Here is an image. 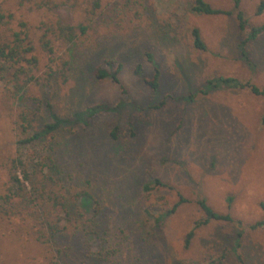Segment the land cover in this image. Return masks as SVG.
<instances>
[{
	"label": "rangeland",
	"instance_id": "1",
	"mask_svg": "<svg viewBox=\"0 0 264 264\" xmlns=\"http://www.w3.org/2000/svg\"><path fill=\"white\" fill-rule=\"evenodd\" d=\"M97 1L99 7L96 0H0V32L5 37L22 33L23 49H31L26 56L37 59L44 78L43 84L24 85V100L19 99L22 93L9 99L0 80V195H11L7 173L16 155L14 122L19 107L33 108L29 98L50 100L63 117L106 102L117 109L97 115L88 127L66 123L52 141L54 149L63 150L56 161L69 163L65 187L88 188L100 202L99 219L111 241L123 240L119 258L125 255L135 264L141 254L149 263L264 264V229L250 228L264 215V97L248 88L207 83L216 76L235 77L264 89V31L248 39L234 9L238 1L249 22L261 25L264 11L256 13L261 0H205L231 11L220 15L195 13L193 0H143L136 24L121 31L90 28L74 43L66 42L54 27L93 19L114 0ZM193 26L200 31L203 50L192 44ZM46 41L51 52L43 46ZM106 60L121 65L123 88L95 74L107 69ZM48 69L55 74L45 78ZM156 69L159 88L152 90L144 79ZM163 97L165 103L159 105ZM113 126L118 139L110 136ZM30 148L51 155L44 141L22 153L28 155ZM150 176L173 188L144 190ZM179 194L185 200L157 222L156 216L177 202ZM199 198L240 224L199 225ZM131 209L143 212L149 233V240L139 244L129 234L134 228ZM0 212V264H20L25 255L39 264L33 217L23 213L28 221L23 223L20 215ZM191 230L190 245L184 248Z\"/></svg>",
	"mask_w": 264,
	"mask_h": 264
},
{
	"label": "trees",
	"instance_id": "2",
	"mask_svg": "<svg viewBox=\"0 0 264 264\" xmlns=\"http://www.w3.org/2000/svg\"><path fill=\"white\" fill-rule=\"evenodd\" d=\"M94 3L96 6H100L97 0ZM139 8L144 9L143 0H114L109 6L104 7V11L100 15L93 19L82 20L76 25L60 23L54 29L66 37V42L72 44L79 34H86L90 28L96 29L104 26L121 31L128 23L136 24L141 18ZM234 9L237 10L238 25L246 33L248 39H253L264 31V24L255 25L249 22L239 9L238 1H235ZM192 11L205 15L231 13L230 10L214 7L205 0H193ZM263 11L264 0H261L256 8V13L259 14ZM2 18L3 15L0 14V21ZM21 35L20 31H14L10 37H5L0 32V80L4 83L9 99L16 98V95L20 93L24 95L20 94L19 99H27L23 91L24 85L31 82L43 84L42 80L44 79L42 74L39 75L38 73L37 59L33 55L26 56V53L31 49L30 47L23 49L22 41L24 38ZM191 38L194 48L201 50L205 48L197 26L191 28ZM43 46L48 51H52L49 41L44 42ZM106 65L107 69L96 71L97 77L109 78L119 88H123V83L119 77L121 65L113 60H106ZM43 74H46L45 78H48L55 74V71L48 69ZM144 81L152 90L158 89L159 70L156 69L152 77L144 79ZM207 83L213 87L248 88L253 94L264 97V89L235 77L216 76L208 80ZM180 98L186 100L187 96ZM29 99L34 105L33 108L19 107V111L16 113L14 122L16 155L10 160L7 173L11 195L9 192L0 195V211L5 213L10 211L12 212L10 215H20L19 219L23 223H28L23 213L33 217L31 218L35 224L31 228H35V232H38L39 237L36 242L42 254V260L39 264H135L126 260L125 255L122 259L119 258L121 257L119 245L123 240L112 242L111 234L106 231L108 227L104 226L99 219L102 215L100 202L91 191L86 187L80 188V190H69L65 187L69 163L60 164L56 161L59 158V153L63 150L54 149L57 144L52 141L53 134L58 133L66 123L88 127L94 117L115 111L117 106L98 102L72 112L69 117H63L55 110L50 100L44 98L41 100ZM164 101L165 98L159 102V105H163ZM156 108L158 107L156 106ZM43 116L46 119L44 121H42ZM117 134V126H113L110 136L113 139H118ZM40 141H44L47 149L51 146L48 149L51 150V155L49 153L37 154L38 151L32 148L29 149L28 155L22 153L24 148ZM153 187L173 188L170 183L161 178L150 176L148 181L143 184V189L149 191ZM183 200L185 199L179 194V200L169 209H166L164 213L157 215L156 221L161 222L164 217L174 212ZM195 203L203 214L199 225L209 222H236L240 224L229 212L221 213L215 210L204 198L196 199ZM129 206H131L130 203ZM132 211L134 213L130 214L133 217L134 228H129V234L134 236L135 239H133L136 244H139V240H149V233L145 231L142 223L143 212L138 209L129 210V212ZM144 212L149 213L147 210ZM0 214L3 215L2 212ZM250 228L264 229V215L251 224ZM192 236V230L185 235L184 248L189 247ZM67 237H70L69 240ZM92 242L95 243V247H91ZM35 260L38 259L25 255L20 260V264H29V262L37 264L32 262ZM137 260L140 261L139 264H165L159 260L149 263L143 254L139 255ZM137 260L135 259L136 262ZM209 264H212V261Z\"/></svg>",
	"mask_w": 264,
	"mask_h": 264
}]
</instances>
